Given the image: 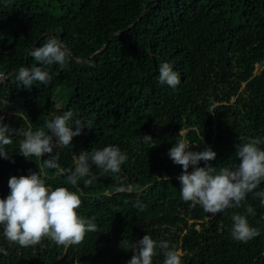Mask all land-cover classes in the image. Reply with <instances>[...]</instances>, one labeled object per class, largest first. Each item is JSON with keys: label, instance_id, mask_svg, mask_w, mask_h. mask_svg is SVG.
Returning a JSON list of instances; mask_svg holds the SVG:
<instances>
[{"label": "trees", "instance_id": "16d2710c", "mask_svg": "<svg viewBox=\"0 0 264 264\" xmlns=\"http://www.w3.org/2000/svg\"><path fill=\"white\" fill-rule=\"evenodd\" d=\"M49 35L71 49L69 65L49 66L47 84L26 88L9 74L44 67L29 53ZM163 62L179 73L177 87L158 82ZM0 74V115L11 129L35 130L68 110L72 130L76 121L83 125L70 145L54 148L59 167L44 169L41 178L53 190L82 193L78 215L98 226L78 245L58 246L45 237L22 247L10 244L0 225V248L8 253L0 252V264H128L131 245L145 235L175 246L181 264H264L259 198L249 193L241 207L215 215L192 207L180 194L182 166L168 155L184 138L189 150L211 148L216 159L208 163L217 170L231 168L239 164V137L264 138V0H0ZM144 135L154 143L144 144ZM11 138L8 158L0 157V199L10 194L11 177L38 173L49 158L26 159L19 150L23 137ZM109 145L127 154L119 173L101 175L93 165V184L67 183L74 156ZM121 186L133 190H114ZM261 190L264 181L254 191ZM234 213L260 235L234 240ZM156 251L152 264H163Z\"/></svg>", "mask_w": 264, "mask_h": 264}, {"label": "clouds", "instance_id": "9594fccd", "mask_svg": "<svg viewBox=\"0 0 264 264\" xmlns=\"http://www.w3.org/2000/svg\"><path fill=\"white\" fill-rule=\"evenodd\" d=\"M29 55L44 67L21 66L18 71L9 74L14 75L15 81L26 88L35 82L47 84L51 80L50 71L46 70L49 66L58 64L61 69H66L71 59V49L56 36L49 35ZM158 82L175 88L181 82L180 75L169 63L163 62L159 65ZM73 115L72 110L55 115L45 121L44 127L35 130L31 125L27 130L11 129L3 122L5 117L0 115V157L8 158L6 146L13 143L12 135L23 137L19 142V150L26 159L44 157L45 154L49 157L43 160L38 173L13 176L8 181L10 194L0 199V225H3V235L10 244L27 247L37 245L47 237L56 245L67 247L80 244L86 233L97 231L98 226L93 219L78 215L82 193L77 194L67 187L53 190L46 187L41 178L44 169L59 167V154L52 155L54 148L58 145L68 146L73 137L81 135L83 125L79 121L75 122L76 131L69 126ZM179 135H182V131ZM140 137L144 144L154 143L150 135ZM239 140L241 143L235 145L239 164L219 170L208 163L216 159V153L211 148L193 151L189 150L187 139L176 141L168 155L174 164L182 166L183 172L178 180L181 184L180 194L185 202H191L192 207L200 205L206 213L215 215L229 208L241 207L247 195L254 193L253 199L259 198L260 205L264 207V190L254 191L264 181V150L260 147L264 144V138L242 136ZM127 159V154L115 145L101 150L92 149L90 152L82 150L78 156H74L75 167L67 176V183L75 187L79 181H83L85 187L90 186L97 179L91 172L93 165L101 170V175L109 172L117 174ZM201 161L205 163L204 167H199ZM190 166L193 169L191 173L188 171ZM135 189L143 190L139 185ZM114 190L119 193L133 189L121 186ZM134 206L139 207V202ZM245 207L248 214L255 215L251 205ZM232 221L231 237L234 240L247 243L260 235L259 229L251 227L245 215L234 213ZM121 246L127 248L128 242L123 240ZM157 248L163 254V264H181V253L175 246L170 248L168 242H157L150 235H145L131 245L134 255L128 264H152ZM0 252L8 254L3 248H0Z\"/></svg>", "mask_w": 264, "mask_h": 264}, {"label": "rangeland", "instance_id": "374dc122", "mask_svg": "<svg viewBox=\"0 0 264 264\" xmlns=\"http://www.w3.org/2000/svg\"><path fill=\"white\" fill-rule=\"evenodd\" d=\"M256 70H257V68H256ZM60 107H59V105H57V109H59Z\"/></svg>", "mask_w": 264, "mask_h": 264}, {"label": "water", "instance_id": "95a60500", "mask_svg": "<svg viewBox=\"0 0 264 264\" xmlns=\"http://www.w3.org/2000/svg\"><path fill=\"white\" fill-rule=\"evenodd\" d=\"M60 40V39H59ZM61 41V40H60ZM62 42V41H61Z\"/></svg>", "mask_w": 264, "mask_h": 264}]
</instances>
